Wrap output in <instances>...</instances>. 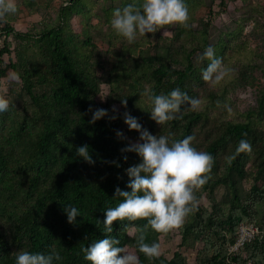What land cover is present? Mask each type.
I'll return each instance as SVG.
<instances>
[{
	"label": "trees",
	"instance_id": "16d2710c",
	"mask_svg": "<svg viewBox=\"0 0 264 264\" xmlns=\"http://www.w3.org/2000/svg\"><path fill=\"white\" fill-rule=\"evenodd\" d=\"M19 1L22 7L39 5L35 0ZM121 1L122 7L131 2ZM186 4L188 25L175 23L171 37L160 36L153 43L147 37L128 43L119 36L117 49V34L110 28L107 36L114 38L115 58L105 80L97 72L101 64L90 39L93 26L83 22L79 32L69 26L74 9L84 13L78 0H67L54 21L25 32L15 30L8 21L0 28L16 40L12 49L0 48V77L9 76L30 101L29 113L28 108L12 116L0 112V264H14L20 249L57 250L62 259L55 264H91L81 248L105 235L98 218L103 219L105 208L119 203L121 198L113 196L115 187H126L129 178L124 169L140 159L134 151H122L139 140V131L125 123L126 112L153 134L168 135L170 141L187 135L202 138L201 150L214 160L207 182L196 190L195 210L180 227L163 234L176 242L174 248H163L159 233L144 227L147 218L114 221L110 235L139 255L142 264H246L248 260L264 264V140L259 129L248 120L212 119L190 101L181 106L178 119L159 125L151 118L147 98H142L149 86L157 94L180 87L192 98L216 96L213 90L199 89L204 82L202 70L210 62L200 59L210 22L201 23V30L190 25L194 10L211 3L186 0ZM214 49L218 56V48ZM102 82L109 87L104 98ZM114 103L120 104V114L113 112ZM97 107L109 111L90 122ZM241 140L249 142L250 150H238ZM82 144L89 146L94 163L76 153ZM249 179L250 187L244 191L242 183ZM217 186L226 187L227 193L220 201L212 199L207 208L204 201H209ZM64 204L80 209L78 223L67 221ZM245 221L254 223L259 235L243 247L245 256L241 251L228 253L226 232L232 242ZM142 228L146 242L159 241V257L148 259L139 251ZM195 242L200 248L186 258Z\"/></svg>",
	"mask_w": 264,
	"mask_h": 264
},
{
	"label": "clouds",
	"instance_id": "9594fccd",
	"mask_svg": "<svg viewBox=\"0 0 264 264\" xmlns=\"http://www.w3.org/2000/svg\"><path fill=\"white\" fill-rule=\"evenodd\" d=\"M18 11V0H0V18ZM189 17L186 0H131L123 7L113 10L110 25L117 35L126 38L128 43H134L138 35L155 33L165 25L178 23L187 26ZM205 58L210 62L202 70L204 80L217 83L231 71L223 66L222 58L215 54L211 44L200 55L201 60ZM16 75L13 74L12 78ZM141 94L150 103L151 118L159 125L178 119L181 106L186 102L190 101L194 107L201 103L199 99L189 97L180 87H175L168 93L157 94L149 86ZM10 103L5 95L0 94V112L7 111ZM122 103L126 105V99H122ZM108 111L103 107L95 108L90 122L105 117ZM124 120L130 129L139 131V140L125 145L122 151H134L140 159L124 169L129 178L126 187H115L113 196L121 198L119 203L105 208L103 219L98 218L103 224L102 231L105 235L81 248L84 259L91 264H142L139 255L121 245L118 236L110 235L114 232L113 222L147 218L144 227L150 226L163 234L180 227L195 210L198 203L196 190L207 182L206 173L214 160L211 153L200 150L193 144V135L170 141L168 135L153 134L143 127L139 118L130 112L125 113ZM118 135H122V132L118 131ZM250 148L248 141H240L238 150ZM76 153L94 163L87 144L78 146ZM123 159L127 160V156ZM64 211L69 223H78L77 216H81V213L77 206L64 204ZM137 245L148 259L161 255L159 241L146 242L143 228L139 231ZM61 259V253L57 250L44 252L20 249L15 253L14 264H55Z\"/></svg>",
	"mask_w": 264,
	"mask_h": 264
},
{
	"label": "rangeland",
	"instance_id": "374dc122",
	"mask_svg": "<svg viewBox=\"0 0 264 264\" xmlns=\"http://www.w3.org/2000/svg\"><path fill=\"white\" fill-rule=\"evenodd\" d=\"M35 1L39 3L38 6L27 8L22 7V3L18 0L19 11L0 18V28L4 27L8 21L15 30L25 32L45 22H52L59 15L60 6L66 4L67 0ZM78 1L84 13L74 9L69 17V26L77 32L80 31L83 22L87 21L93 26L90 28V39L95 44L101 64L97 72L105 80L115 58L113 55L115 46L114 43H111V39L114 38L107 36V32H111L110 19L113 10L116 7H122V1ZM210 3V7L202 5L194 10V20L190 22V25L194 30H201V23L210 22L207 27V46L211 44L214 48H218V56L222 58L223 66L230 68L231 71L217 83L204 80L199 89L213 90L216 96L209 98L200 95L198 99L201 103L195 108L205 112L212 119L251 121L261 132L259 138L264 140V0H210ZM174 28L175 23L165 25L155 33H146V36L138 35L137 38L147 37L153 43L160 36L171 37ZM118 38L119 35L115 36V40ZM124 41L127 42L126 38ZM15 44L16 40L12 35L0 32V48L7 45L12 49ZM120 46V40L116 41V48L118 49ZM197 54L199 53L197 52L195 56ZM10 80L9 76L0 77V94L5 95L11 102L6 113L9 116L15 113H25V108H28L29 113L30 101L27 95L20 90L17 83L12 84ZM108 90V85L102 82L101 94L103 98ZM142 98L145 99L144 95ZM111 108L115 114L122 112L118 103L112 104ZM138 109V114L141 115L140 107ZM8 125L7 121L6 127ZM202 142L203 139L197 137L193 144L201 150ZM223 157L224 155L221 156V160ZM250 184V179L248 182H243L242 189L247 191ZM226 193V187L217 186L209 201H204V205L209 208L212 199L220 201ZM257 235H259V230L254 223L249 221L240 223L232 242H230V234L226 232L227 252L241 251L245 256L243 247L252 243ZM159 237L163 239V248L175 247L176 242H173L168 235L159 233ZM200 246L195 242L193 248H190V252H187L186 258L196 252ZM246 264H253V261L248 260Z\"/></svg>",
	"mask_w": 264,
	"mask_h": 264
}]
</instances>
